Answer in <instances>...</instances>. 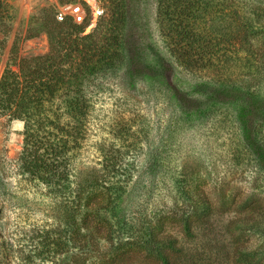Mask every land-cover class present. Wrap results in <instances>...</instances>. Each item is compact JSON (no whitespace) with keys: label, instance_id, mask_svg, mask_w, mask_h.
Instances as JSON below:
<instances>
[{"label":"trees","instance_id":"obj_1","mask_svg":"<svg viewBox=\"0 0 264 264\" xmlns=\"http://www.w3.org/2000/svg\"><path fill=\"white\" fill-rule=\"evenodd\" d=\"M98 2L105 15L95 29L86 33L89 23L76 25L47 16L41 30L48 37L49 52L18 60L14 47L12 66L18 69L7 68L0 76V116L24 124L23 147L17 160L19 175L43 190L44 196L62 211L55 224L41 227L30 236L29 243L40 244L38 258L43 264H71L66 259L68 254L90 250L81 247L82 236L88 237L85 243L93 238L101 240L100 223L93 225L87 216L78 218L83 212L101 209L100 201L94 202L87 194L88 189L97 186L107 196L102 211L109 218H102L110 225L106 241L114 244L115 250L126 245L120 240L124 232L139 230L129 236L137 235L133 245L143 253V259L181 264L185 250L177 238L166 232L160 217L154 224L129 225L124 220L122 205L134 173L121 150L111 155L100 150L101 168L93 173L92 181L85 182L76 173L75 163L89 140L90 125L100 122L93 120L97 101L105 93L104 83L114 78L129 59L127 34L132 0ZM156 3L159 34L172 62L179 69L206 76L213 84L246 98L232 100L225 108L214 103L188 113V117L201 120L223 112L228 115L231 109L237 112L246 147L264 174V82L260 81L264 76V0ZM9 16V0H0V54L9 33ZM256 115L259 119L254 122ZM176 184L184 202L181 207L185 206L181 209L182 227L186 236L192 237L193 229L212 215L213 208L201 190L192 193L184 188L183 181ZM93 202L98 205L92 207ZM234 228L263 241L264 211L237 220ZM116 232L121 236L116 237ZM13 252V244L0 234V264L10 263ZM125 252L114 256L112 264H125L130 251ZM263 259L264 251L244 244L236 248L238 264H263Z\"/></svg>","mask_w":264,"mask_h":264},{"label":"rangeland","instance_id":"obj_2","mask_svg":"<svg viewBox=\"0 0 264 264\" xmlns=\"http://www.w3.org/2000/svg\"><path fill=\"white\" fill-rule=\"evenodd\" d=\"M71 1L77 2L9 0V33L0 54V76L7 68L18 69L12 66L14 47L18 60L49 52L42 22L47 16L55 18L57 11ZM156 2L132 0L127 34L129 59L114 78L104 83L105 93L97 101L93 120L100 122L90 125L89 140L75 163L76 173L83 181H92L93 173L101 168L100 150L109 155L121 150L134 173L122 205L129 225L154 224L160 217L166 232L185 250L181 264H238V246L264 251L260 237L234 231L237 220L264 211V174L246 147L237 112L231 109L228 115L223 112L201 120L190 119L188 113L214 103L225 108L232 100L246 98L213 84L206 76L179 69L172 62L159 34ZM87 20L91 24V17ZM96 26L97 22L86 33ZM260 81L264 82V76ZM258 119L256 115L254 122ZM23 129L22 122L0 116V234L14 247L8 264H43L38 258L40 244L29 243V238L41 227L55 224L62 211L44 196L43 190L19 175L17 160L23 147ZM178 181H183L184 188L192 193L195 189L204 192L213 208L212 215L193 229L192 237L186 236L182 227L181 209L185 206L181 207L184 202L177 190ZM87 194L94 202L100 201L101 209L89 208L96 213L83 212L78 220L87 216L93 225L100 223L101 240L93 238L85 243L88 237L82 236L81 247L90 250L68 254L67 262L112 264L114 256L130 251L125 264H157L153 259H143V253L134 247L137 235H129L139 230L122 236L116 232L126 245L115 250L114 244L106 241L110 225L103 218L109 217L102 210L107 196L97 186L88 189ZM94 202L92 207L98 205Z\"/></svg>","mask_w":264,"mask_h":264},{"label":"built area","instance_id":"obj_3","mask_svg":"<svg viewBox=\"0 0 264 264\" xmlns=\"http://www.w3.org/2000/svg\"><path fill=\"white\" fill-rule=\"evenodd\" d=\"M103 15L105 10L98 0H77L60 8L56 14V20L58 22L72 21L76 25H83L88 22V17H91L90 27L94 26Z\"/></svg>","mask_w":264,"mask_h":264}]
</instances>
